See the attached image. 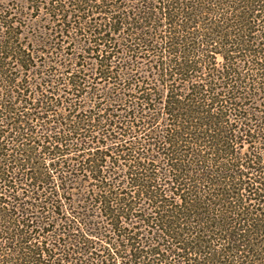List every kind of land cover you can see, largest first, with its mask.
Here are the masks:
<instances>
[{
    "label": "trees",
    "instance_id": "1",
    "mask_svg": "<svg viewBox=\"0 0 264 264\" xmlns=\"http://www.w3.org/2000/svg\"><path fill=\"white\" fill-rule=\"evenodd\" d=\"M5 3L0 264H264V0Z\"/></svg>",
    "mask_w": 264,
    "mask_h": 264
},
{
    "label": "rangeland",
    "instance_id": "2",
    "mask_svg": "<svg viewBox=\"0 0 264 264\" xmlns=\"http://www.w3.org/2000/svg\"><path fill=\"white\" fill-rule=\"evenodd\" d=\"M5 1H6L5 7L7 8L6 13L10 14L12 21H17L19 23V26L17 27V32L23 34L21 40L26 45H29V43H30L29 38H32V36H33V37H36L38 39L40 37V35L43 33V29H48V30L50 29V26H48L45 23H41L43 18L39 19V18L35 17L36 16L35 14H37L34 10L35 3L36 2L44 3L45 0H31L30 4H27V5L24 4L22 0H5ZM31 7H33V8H31ZM44 9H45V7H44ZM40 38H42V37H40ZM64 41H66L65 43H67V44H62V49L65 51L66 56L68 58H70L72 53L75 52L74 49L77 45L76 39L71 40L69 38H65ZM35 48H36V50H42L43 52L46 51V49L42 48V47H35ZM38 55H39V59H38L39 61H42L44 58H47L43 55H40V54H38ZM114 88H117V86H114ZM246 103H250V102L247 101ZM118 109L119 108H117V110ZM250 143H251V140H250V142L247 141V142H243L241 144L239 143V149H241L240 151L245 152L246 149L251 151V144ZM242 180H244V179H242ZM241 194H244V193L241 192ZM248 205L251 206V202H248Z\"/></svg>",
    "mask_w": 264,
    "mask_h": 264
}]
</instances>
